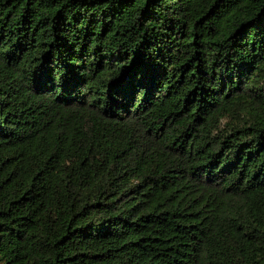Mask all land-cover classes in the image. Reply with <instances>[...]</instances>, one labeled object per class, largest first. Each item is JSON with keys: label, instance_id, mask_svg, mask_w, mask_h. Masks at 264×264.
Segmentation results:
<instances>
[{"label": "trees", "instance_id": "1", "mask_svg": "<svg viewBox=\"0 0 264 264\" xmlns=\"http://www.w3.org/2000/svg\"><path fill=\"white\" fill-rule=\"evenodd\" d=\"M0 264H264V0H0Z\"/></svg>", "mask_w": 264, "mask_h": 264}]
</instances>
